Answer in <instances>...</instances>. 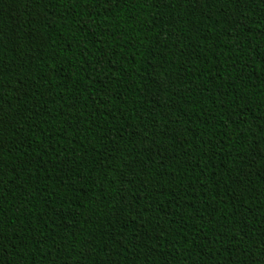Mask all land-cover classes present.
<instances>
[{
	"label": "trees",
	"instance_id": "trees-1",
	"mask_svg": "<svg viewBox=\"0 0 264 264\" xmlns=\"http://www.w3.org/2000/svg\"><path fill=\"white\" fill-rule=\"evenodd\" d=\"M0 264H264V0H0Z\"/></svg>",
	"mask_w": 264,
	"mask_h": 264
}]
</instances>
